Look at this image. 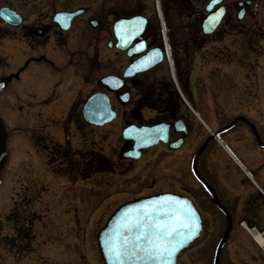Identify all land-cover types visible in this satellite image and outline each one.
<instances>
[{
	"label": "rangeland",
	"instance_id": "1",
	"mask_svg": "<svg viewBox=\"0 0 264 264\" xmlns=\"http://www.w3.org/2000/svg\"><path fill=\"white\" fill-rule=\"evenodd\" d=\"M1 1L4 2V0ZM31 1L33 0H24L22 3L25 5L23 12L28 22L44 23L59 9L77 6L76 8L83 7L88 11L75 19V29L72 28L65 36L68 44L62 45L57 42L47 44L49 54L43 48L31 50V47L25 46L22 41L15 40L16 37L14 36H12L14 39L6 41L3 34L8 32L0 24V78L10 76L11 79L6 88L0 92V116L7 129V159L0 173V264H104L97 248L96 233L119 204L140 195H148L163 190L177 192L189 189L191 191V187H185L178 182V171L173 165H164L167 159L165 155H162L163 152H160L152 160H148L149 155L160 150L161 146L146 150L140 160L128 163L125 160L123 162L120 160L121 165H127V170L125 175H118L120 168H116L114 162L120 158L117 153L121 143L120 131L126 119L131 118L129 113L131 106L120 103L113 95H110V98L118 114L116 119L103 128L92 127L91 130H83L90 131V136L92 135V141H90L91 154L95 153L104 157L96 158V166L101 168L111 166L110 173H102L101 169L95 166H91L92 170L86 174L83 173L86 178H82L83 174L75 171L71 172L74 177H71L70 173H65V175L54 173L52 167L46 166L51 163L60 166L61 160V165L66 164V158L58 150L59 145L66 147L67 144L61 129L64 123L63 110L65 107L49 109L42 105L49 104L50 102L46 103V101L50 97L53 100L54 85L59 81L61 85H59L56 96H60L61 86H65L66 80L71 76L67 72L66 79V75L59 70L67 63L68 59L64 55L70 54L72 64L76 66V69L82 70L84 68L82 63L77 66V58H80L85 50L84 53L91 57L89 65L91 79L106 74H120L127 63V56L123 51L106 47L107 39L112 35L111 24L113 20L136 13L140 8L141 11L139 10V12L143 13L154 27H157L156 23L159 24V22L161 26V16L163 17L162 20H165L166 11L168 13V2H172V0L166 1L167 8L164 7L162 0H71L67 4V0H34L35 4L30 5L32 7L29 8V5H26L30 4ZM170 5L172 6L173 3ZM176 12L177 9L172 7L169 13L173 23L176 22ZM96 15L102 18V24L94 30L88 25V19ZM86 32L89 33V44L82 40L86 37ZM9 33L13 35L12 31ZM10 42L17 45L18 50L10 49L11 46L8 45ZM85 47L87 48L84 49ZM207 47L210 48V46ZM218 48L220 54L227 55V59H233V53V57L242 53L239 51V46H231L230 49H227L223 45H219ZM52 51L57 57L50 55ZM248 52L253 53V51ZM95 56L97 59L92 61ZM57 58H60L61 61H58ZM261 62L264 64V58L261 59ZM83 64L86 66V63L83 62ZM238 64L240 65L239 62ZM263 64H260L262 76L258 79L259 87L256 88V98L258 103H262L264 107ZM200 65L198 62L195 67V74L200 72L201 69L197 71ZM246 65V63L244 65L241 63L240 70L248 71L244 80L245 82L247 80V84L251 87L249 89L255 90L254 71L247 69ZM163 73L165 71L158 73L156 78L169 80L170 77L166 73L163 76ZM221 74L225 75L222 78L228 89L230 85L238 86V73L233 72L231 74L223 71ZM151 78H153L151 73L141 77L144 81ZM170 81L172 80L170 79ZM212 93L216 96L215 91ZM64 95L66 94L64 93ZM69 95L70 100L74 94ZM240 98H242V94ZM65 99L68 101L67 98ZM57 102L58 99L54 101L53 108L54 106H61ZM199 107L197 106V111L200 115L210 126L215 128L214 121L208 116L209 111L206 112L202 107ZM217 108L219 109V116L222 118L231 111L229 107L220 102H217ZM39 110L44 111L40 118L42 123L36 119ZM147 114L150 115L144 109L142 111L143 117L146 118ZM210 114L213 116L212 111ZM45 117H52L54 120L45 119ZM57 122L60 123L59 126L61 127L55 126ZM67 128L71 152L67 149L65 152L69 159L70 156L74 157V152L76 153L77 150H83L81 147L85 143L82 137L87 139L88 136L86 133L82 135L83 131L78 130L77 126H73L72 123ZM93 129L97 130L95 134H93ZM97 132H102L105 135H102L101 144ZM44 139L46 142L43 141ZM222 140L226 144V141ZM51 143L56 144L54 145L55 155L52 154L47 159L46 154L51 146L53 148ZM79 156L78 160L82 163L80 160L82 156ZM224 156L230 158L225 151ZM206 157L209 160L208 155ZM217 162L222 169L225 167V161L222 162L219 156H217ZM129 167L130 169H128ZM220 167L219 169H221ZM206 168L213 171L216 166L204 163L203 169ZM164 173H169V175L172 173L171 179L169 177L164 178ZM233 175V173L230 174L231 177ZM261 176H263L262 173ZM217 178L218 173L213 176V179H216L215 182L212 181L216 192L219 194V192L225 191L224 196H226V188H229L228 197H230L231 202L227 203L224 200L222 202L230 214L238 218L232 224L231 229L233 231L226 235L225 245L222 248L221 264H264L262 253L255 242L257 239L254 237V240L250 236L253 231L250 233L237 229L240 227L239 222L243 218L241 216L243 200H238V196L241 189H248L249 185L242 183L235 177L226 180L224 183ZM256 179L264 191L263 177H256ZM199 188H202L201 193L197 194L196 191H193L192 194L197 198L196 202L199 207L202 208L205 228L202 236L178 256V264H213L216 246L223 236L226 216L217 209L215 204H208L209 191L206 188L203 189L201 185ZM255 191L259 194L257 189ZM259 195L263 197L262 194ZM24 206L25 209H22L21 207ZM248 207L254 209L247 213V221L258 228H264V200L259 204L250 203ZM18 208L21 211L27 209L30 212L33 211L30 217L24 216L28 219L22 223L23 229L30 236V239L25 237L26 244L21 246L20 249L22 250L15 249L16 247L13 249V242L9 243V238H5L6 234L10 235L13 231L12 226L7 225L6 215L12 213V209L18 211ZM205 208L209 212L205 211ZM249 208L244 209L249 210ZM19 216L21 217V215ZM258 228L255 227L253 230L264 238L263 230ZM256 257L257 259H255Z\"/></svg>",
	"mask_w": 264,
	"mask_h": 264
},
{
	"label": "flooded vegetation",
	"instance_id": "2",
	"mask_svg": "<svg viewBox=\"0 0 264 264\" xmlns=\"http://www.w3.org/2000/svg\"><path fill=\"white\" fill-rule=\"evenodd\" d=\"M166 1L167 0H162V3H164V7L167 8ZM69 2H71V0H67L66 4ZM22 3H24V0H4V2L0 0V8L13 10L21 18V22L18 25H10L0 19V24L3 25L8 32L3 34V37L7 41L14 39L12 37L14 36L16 37L15 40L22 41L25 43V46L27 45L31 47V50L43 48L46 53L49 52L47 44L51 42L53 44L56 42L62 45L68 44L65 36L72 30V28H74L75 19L82 14H86L88 11L86 8L82 7L83 11L72 18L69 27L67 29H61L59 24L53 21V15L50 16V18L48 17L44 23L28 22L27 17L23 12L25 5ZM171 3H173L174 6H171ZM34 4L35 1L33 0L26 6L29 5L28 7L31 8L32 6L30 5ZM168 4V13L166 11L167 27L170 29L168 34V45L169 48L171 46L170 50L172 52L173 71L176 73L178 83L182 88L186 101L195 109H197V106H200L204 111H209V115H207L214 121V125L216 126L215 128L211 126L212 131L226 141L229 149L234 156L243 163L246 169H253L252 172L255 178H264V170L262 172L263 176H261V171L264 166V107L262 106V103H258L256 98V88L259 87L258 79L262 76L260 64H263L261 59L264 58V0H216L215 3H213L212 0H172V2L169 1ZM37 5L39 6V3H37ZM76 7L59 9L56 12H72L75 9H80ZM172 7L177 9V12L175 13V23H173L174 21H172L169 15ZM33 9H35L34 6ZM139 10L141 11L140 8H138V12ZM210 13L216 15L221 13V16L212 32L204 34L201 29L202 22ZM93 20L96 22L95 26L91 23ZM101 24L102 18L99 15L88 19V25L94 30L100 27ZM156 25L157 27H154L149 19L147 20L145 29L141 35V39L144 40L145 48L141 54H138L142 55L154 47H158L161 50L163 56L162 60L156 63L151 69L134 76L122 78L124 69L138 55L131 58L127 57L128 60L123 71H121L120 74H113L122 78L121 87L117 92L110 93L99 83L102 75L97 76L95 79H91V68L89 66L91 57H88L86 53H84L85 50L81 54V57L77 58V66H80L82 63L84 67L82 70L75 68L76 66L70 61V54L64 55L68 60L59 70L62 71V74L66 75V79L68 76L67 72H69L71 76L66 80L67 84L61 86L63 91H59L61 97L56 96L59 85H61L59 81L54 85L53 96L55 99L53 96V100L50 97L46 101V103H50L47 105L43 104L42 106L49 109L65 107L63 110L64 123L61 128L64 138L67 139L69 137L67 127L70 123H72L73 126H77V129L82 131L91 128V125L83 120L81 109L85 100L92 93L105 91L109 97L110 95H113L115 98L127 94V102L124 105L131 106L129 110L131 118L126 119L125 122H133L136 125H153L160 122L168 124L167 142H160L149 148L162 147L160 150L154 151L153 154L148 157V160H152L157 157L160 152H163L162 155H165L167 159L164 165H173L175 170L178 171V182L185 187H191V191L189 189L181 191L188 193L196 201L197 198L192 193L193 191H196L197 194L201 193L202 188H199V185H201L203 189L206 188L209 191V198L207 200L208 204L212 203L220 207V203L224 204L222 200L230 203L231 199L228 197L229 189L226 190L227 193L226 196H224L225 191L216 194V192L210 187L212 181L215 182L216 180L213 179V176H215L216 173H218L217 179L220 181L222 179L223 183L226 180H231L232 177L237 178L244 184L249 185V183L232 160L224 156V151H222V148L216 142L214 137L203 130L194 114L185 105L180 94L172 88L170 79L161 80L159 77L156 78L158 73L164 71L167 75L169 74V64L165 53L163 38L160 33L159 24L156 23ZM9 31H12L13 35L9 33ZM111 34V37H108L109 39H107L106 47L112 49L116 44L112 28ZM85 35L86 37L82 40L87 41L86 44H89V33L86 32ZM136 39L132 41L131 45L137 42ZM11 44V42L8 43V45L11 46L10 49L18 50L19 47L17 45ZM219 45H223L227 49H230L231 46H239V51L242 53L238 56L235 52L237 55L233 57V53V59H227V55L225 56L224 54L219 53ZM207 46H210V48ZM86 48L87 47L84 49ZM114 49L121 51L116 48ZM53 51L50 55L57 57L56 54H53ZM248 51H253V53L250 54ZM84 56L85 58L83 59ZM94 59H97V56H95L92 61H94ZM57 60L61 61L60 58H57ZM83 62L86 63V66ZM198 62L201 65L197 71L201 70L195 74V67ZM59 63L62 65L61 62ZM241 63L243 65L246 63L247 69H253L256 79L255 90L249 89L250 86L247 84V80L245 82L244 78L248 75V71L245 72L240 70ZM262 67H264V64ZM223 71L231 74H233V72L238 73L239 81H237V87L234 85H228L230 88H227V85H225L224 79L222 78L224 74H221ZM150 73L153 78L147 81L141 79V77L150 75ZM165 73H163V76L166 75ZM0 81L3 82V89H5L11 79L10 76L2 77L0 78ZM213 91H215L216 96L212 93ZM64 93L67 96L64 95ZM68 94H70L69 96L74 94L73 98L69 100ZM241 94L242 98H240ZM65 98H67L68 101H66ZM56 99H58L57 104H60L61 106H54L53 108ZM217 102H220L231 109V111L223 118L219 116ZM144 109L150 113V115L147 114L146 118L142 115ZM43 110H39L36 115V119L39 123H42V119L40 118L44 112ZM210 111H212L213 116L210 114ZM49 118L53 119L52 117H45V119ZM59 124L60 123L57 122L55 123V126L58 127ZM85 133L88 138L85 139V137H82V140L85 143V145L81 147L83 150L79 149L76 153L74 152L72 162L69 160L64 166L61 165L62 160L59 162L60 166L49 162L51 164L46 167H52L55 172L66 170L70 172H84L90 170V132L83 131L82 135ZM100 136L102 138V132H100ZM43 141L46 142L45 139ZM120 142L117 153L122 159L119 158L114 162L116 168H120V171L118 172L119 176L126 174L125 171L127 170V165H121L123 160L127 163L134 161L123 157V154L131 149L132 141L120 138ZM176 143L180 144L178 148L173 149L169 147ZM70 144L71 143H69V145ZM50 145H53V148L51 146V151L49 150L46 154L47 159H49L52 154L55 155L54 145L56 144L51 143ZM70 148L71 147H69V149ZM145 151L146 150H142L141 154ZM79 155L82 156L80 159L82 163L78 160L80 157ZM206 155H208L209 160L206 159ZM217 156L221 158L222 162L225 161V167H223V169L226 168L225 170L217 164ZM98 158H100V156ZM204 163L213 164L216 168H213V171L208 168L204 170ZM107 167H99V169H101L100 171L102 173H110L112 167ZM130 167L128 169H130ZM219 167L221 169H219ZM219 171L222 172L220 173ZM232 173L234 175L231 177L230 174ZM164 174V178L169 177L171 179L172 173H170V175L169 173ZM245 189L247 194H240L238 200H260V195L250 187ZM202 198H205V196H202ZM197 205L199 206L198 203ZM23 209H25V206ZM19 215H21V218ZM6 220L7 225L12 226L13 231L10 235L6 234V237H4L7 239L9 238V243H14L13 248L16 247L15 249L19 248V250H22L20 249L21 246L26 244L25 237L30 239V236L27 235V232L22 227L23 220L20 210L18 209L17 211L12 209V213L10 212L6 215ZM17 238L20 240H18V243L16 244Z\"/></svg>",
	"mask_w": 264,
	"mask_h": 264
},
{
	"label": "water",
	"instance_id": "3",
	"mask_svg": "<svg viewBox=\"0 0 264 264\" xmlns=\"http://www.w3.org/2000/svg\"><path fill=\"white\" fill-rule=\"evenodd\" d=\"M211 5V4H210ZM209 5V6H210ZM83 10H76L73 12H57L53 16V21L59 24L61 29H67L73 16L78 15ZM221 13L210 14L205 17L202 23V32L210 33L217 24ZM0 18L10 25H18L21 22L20 16L13 10L7 8L0 9ZM147 19L141 14L129 18H118L113 23L114 35L117 39L115 47L124 50L127 49V55L133 56L144 50V40L141 35L145 29ZM95 26V20L91 21ZM168 30V29H167ZM139 38L140 40L130 46L131 42ZM162 59V53L159 48L149 50L146 54L133 60L125 69L123 77L133 76L137 73L143 72L151 68L155 63ZM99 83L109 91H117L121 87L122 79L114 75H106L100 78ZM0 85H3L0 82ZM3 87H0V92ZM121 102L127 101V94L118 96ZM82 116L85 121L93 124H103L112 120L115 113L111 109L108 96L104 92H97L92 94L84 103L82 108ZM167 126L162 124L154 126H140L128 125L122 130V137L124 139L133 140L132 149L126 153L127 157L137 159L140 156L141 149L147 148L151 145L157 144L159 141L166 142ZM180 144L176 143L170 145V148H177ZM7 158L6 149V129L0 117V169ZM170 202L178 209H182L188 216V222L194 227L191 230H185L183 235L173 237V242L177 243L178 250L168 258V264H176L178 254L185 250L189 245L196 240L202 230V219L200 213L190 197L172 192H161L158 194L140 196L118 206L106 219L102 227L96 233V242L98 251L104 264H116V258L109 250L112 245L118 243L123 237L131 236L135 238L141 228L135 229L130 234L127 232V226L136 224L138 221L145 223L163 222L166 218L165 214L168 212L167 208H162L161 205L165 202ZM156 209L159 215L152 214ZM183 218V217H182ZM190 236V238H187ZM224 238L218 244L213 264H218V257L221 245ZM182 244V246H180ZM123 264H158L155 260H138L136 257H130L123 262Z\"/></svg>",
	"mask_w": 264,
	"mask_h": 264
},
{
	"label": "snow or ice",
	"instance_id": "4",
	"mask_svg": "<svg viewBox=\"0 0 264 264\" xmlns=\"http://www.w3.org/2000/svg\"><path fill=\"white\" fill-rule=\"evenodd\" d=\"M212 2L215 3L216 0ZM161 207L168 209L163 222L138 221L136 224L128 225L126 230L129 234L137 228L142 227V230L134 239L130 235L125 236L110 247L109 250L116 258V264H123L130 257H136L138 260H155L158 264H168V258L178 250L177 243H174L172 238L183 235L185 230H191L194 226L188 222L187 213L170 202L165 201ZM154 214L159 215L156 209L152 214L146 215Z\"/></svg>",
	"mask_w": 264,
	"mask_h": 264
},
{
	"label": "trees",
	"instance_id": "5",
	"mask_svg": "<svg viewBox=\"0 0 264 264\" xmlns=\"http://www.w3.org/2000/svg\"><path fill=\"white\" fill-rule=\"evenodd\" d=\"M67 161H69V159H66ZM96 154L94 155V154H92L91 155V164H90V168H91V166H95V167H97L98 168V166H96ZM67 164V163H66ZM92 170V169H91ZM87 172H85V174H86ZM59 174H65L64 172H59ZM83 174V173H82ZM85 174H83L82 176L83 177H85L86 175ZM18 240H20L19 238H17V241H16V244L18 243ZM23 240V239H22ZM24 243V242H23ZM12 245H14V243L12 244Z\"/></svg>",
	"mask_w": 264,
	"mask_h": 264
},
{
	"label": "bare ground",
	"instance_id": "6",
	"mask_svg": "<svg viewBox=\"0 0 264 264\" xmlns=\"http://www.w3.org/2000/svg\"><path fill=\"white\" fill-rule=\"evenodd\" d=\"M253 235L254 237H256L257 242L259 243V245L264 246V238L261 237L257 232L253 231Z\"/></svg>",
	"mask_w": 264,
	"mask_h": 264
}]
</instances>
